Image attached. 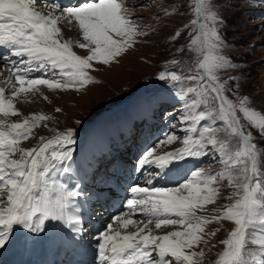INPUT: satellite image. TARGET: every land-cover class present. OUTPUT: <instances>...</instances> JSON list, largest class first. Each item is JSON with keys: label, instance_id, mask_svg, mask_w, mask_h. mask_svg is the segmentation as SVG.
Here are the masks:
<instances>
[{"label": "snow or ice", "instance_id": "1", "mask_svg": "<svg viewBox=\"0 0 264 264\" xmlns=\"http://www.w3.org/2000/svg\"><path fill=\"white\" fill-rule=\"evenodd\" d=\"M186 10L187 5L173 0L176 15L167 9L165 13L178 20ZM193 11L196 18L190 21L188 43L182 44L181 31L172 35L181 45L176 51L188 54L191 63L171 59L169 63L179 70L161 71L158 76L160 81L192 82L180 94L181 99L194 94L190 103L185 102L188 114L182 119L191 123L184 129L183 147L155 156V149H146L139 166L155 165L166 175L179 171L180 162L211 154L222 167L192 170L173 187H158L152 178L146 180L148 186H132L128 211L114 216L95 237L96 264H202L204 252L194 249L204 242L205 226L222 221L234 227L220 241L224 247L216 264H264V114L256 110V98L242 92L230 74L237 65L227 55L221 34L220 0H195ZM62 22L77 28L82 41L63 39ZM148 35L130 15L126 0H78L72 6L59 0H0V61L10 72L0 86V249L27 243L28 237L19 240L17 231L45 233L46 222H60L69 229L73 236L66 244L79 239L81 231L77 201L83 189L73 167L76 129L40 136L36 146L22 147L50 117L32 114L11 122L10 117L20 115L14 101L38 92L40 86L67 91L96 83L90 69L119 63L138 37ZM73 47L87 49V55H78ZM259 103L264 104V96ZM177 139L168 134L157 146ZM222 188L231 192L223 196ZM225 199L230 203H221L214 214H198ZM130 225L134 231H127ZM151 226L179 227L160 235Z\"/></svg>", "mask_w": 264, "mask_h": 264}, {"label": "rangeland", "instance_id": "2", "mask_svg": "<svg viewBox=\"0 0 264 264\" xmlns=\"http://www.w3.org/2000/svg\"><path fill=\"white\" fill-rule=\"evenodd\" d=\"M59 3L64 6L77 4L76 1L68 2V0H59ZM126 3L130 7V15L136 18V23L140 24L143 30L149 31L147 37H138V43L128 51L126 56L121 58L119 63L114 62L109 66H104L99 71L95 68L90 69L89 75L97 81L96 83H90L80 90L69 89L67 91L49 90L46 86H41L38 92L28 95L32 97L31 99L25 97L20 100V103L25 102L18 104L20 115L10 118L13 122H19L32 114L43 113L50 117L48 121H42L40 127L33 130L32 137L29 140L22 143L21 146L25 148L36 146L39 143L40 136L52 137L56 131L62 132L69 128H75L78 135L74 155L83 148L87 149L85 145L87 135L91 131L99 129L105 136H109V143H107L109 150L98 156L99 161L95 165L97 170L100 171L99 166L101 163L106 162L103 159H106L104 154L111 155V158H113V167L110 169H115L118 157L117 162L123 160L124 165L128 166L129 174L126 178L128 185L125 183L124 189L119 193L115 191L117 195L115 200L113 195L109 197L113 192L112 190L107 197L102 195L103 190H107V178L101 181L98 180V182H102L105 189L97 190L95 186L97 183L96 177L102 173L103 167L98 175H96V171L93 172L95 167L89 173L86 166L81 165L77 169L78 176H81L80 186L83 189V195L80 198L81 200L85 199L84 202L88 208L85 209L88 212L86 218L81 219L79 223V225H82L79 243L75 241L72 248H70L71 257L74 256L79 261H81L82 256L90 260L91 254L83 252V255L80 250H76V247L81 246L84 240H95V237L112 222L114 216L128 211L124 204L126 200L121 204V199L123 197L128 199L126 190H129L132 186H148L146 183L147 178L153 177L154 184L160 185V187H173L169 183L176 185L192 170L202 168L206 171H218L222 167L209 154L208 156L189 158L186 162H180L184 163L183 168L182 165H179L180 170L174 171V176L170 179H165L164 170L156 169L155 165H145L144 168H139L140 166L137 165L138 167L134 168L143 158L146 149H155V156L183 147L182 140L186 134L184 129L191 123L190 121L184 122L182 119L183 116L188 114L185 102L190 103V99L194 98V94H189L183 99H181L180 94L182 89L186 91L187 87L192 86V82L160 81L158 76L161 71L179 70V66L169 63L171 59L175 58L191 63L188 54L176 51L181 45L175 44L172 35L174 30H179L185 34L182 44L188 43L190 37L187 33L192 32L190 21L196 17L193 11L195 0H175V4L187 5L186 14L178 20L169 19L165 13V9H167L169 13L176 15L173 12V0H126ZM219 16L224 22L221 34L227 42V55L237 65V70H231L230 74L234 75L236 82L242 85V92L251 93L256 98V110L264 114V104L259 103V98L264 96V0H220ZM186 23L189 24L188 28L184 27ZM64 24L62 22L60 25L63 39L82 41L77 28ZM153 29L155 31H152ZM73 51L81 56L87 55V49L73 47ZM0 66L3 68L0 75L3 73L8 75L7 67L4 64H0ZM184 74L191 75L193 73L185 72ZM126 100H128L126 107L112 112L113 107L122 106ZM57 108L61 111L57 112ZM238 115H241L242 118V114ZM150 118L149 123L152 124V128L147 126L148 122L146 124V120ZM77 120L83 122V124L77 125ZM89 122H91L90 128L87 131H82L85 124ZM242 123L247 125L243 118ZM45 124L48 125L47 128L44 127ZM124 124H128L127 132L124 130ZM51 128L56 130L50 133L52 136L48 134V130ZM197 128L199 129L200 125ZM116 132L119 136L114 139ZM253 132L256 135V130H253ZM122 134L125 135V138L122 137ZM168 134H175L178 139L171 144H159L157 146L159 141L164 140ZM219 135L223 136L224 134L221 132ZM127 141H133L132 145L138 146L136 153H132L135 149H131L130 145L126 143ZM27 142L29 144L25 145ZM125 148L128 151L124 154L121 153V149ZM98 164L100 165L98 166ZM158 172L159 175H157ZM114 175H120V173L118 174V166ZM103 176L104 173L100 177L103 178ZM90 177H93V180ZM74 182V180L69 181L70 184ZM83 183L86 186H82ZM221 192L223 196H226L231 192V189L222 188ZM92 194L93 198H91ZM94 198L98 199L91 202ZM113 200L117 201L116 203L119 202L116 210L111 209L113 204L110 203ZM221 203L228 204L230 201L220 200L215 205L206 206L205 211L198 214L212 215L214 214L213 209L219 208ZM137 219L146 220V217L137 216ZM93 222L96 223L97 229L94 228ZM151 227L154 233L162 235L168 231L177 230L179 226H162L159 230L155 229L154 226ZM233 227L234 225L230 221L205 226L204 242L194 249L195 251L204 252L202 264L216 263L222 250L221 247H224L220 241L227 238ZM218 228L220 231L215 236H211L210 233L215 232ZM127 231L133 230L129 227ZM211 242H214V244L209 245ZM94 243L96 244V240ZM75 244L76 246H74ZM70 251L68 250L60 255L61 262L63 257H66L65 255H68ZM92 261V264H96V257Z\"/></svg>", "mask_w": 264, "mask_h": 264}, {"label": "bare ground", "instance_id": "3", "mask_svg": "<svg viewBox=\"0 0 264 264\" xmlns=\"http://www.w3.org/2000/svg\"><path fill=\"white\" fill-rule=\"evenodd\" d=\"M69 1L70 2L76 1L78 3V0H68V2ZM0 51H2V50H0ZM13 59H15V58H13ZM0 64H3V61H0ZM1 66H3V65H1ZM1 66H0V68H1ZM9 75H10V72L8 73V75H6V73L5 74L3 73V74L0 75V86H4V81L7 79V77ZM36 75H38V73ZM6 95H10V92L6 91ZM28 95H30V93H28L26 95L22 94L19 98H17L14 101V103L16 104V107H17L18 110H19L18 104L25 103V102H21L20 103V100L22 98H25V97H29V99L32 98L31 96H28ZM96 96H98V95H96ZM94 98H96V97H94ZM10 118H9V120H10ZM150 121H151V118L149 120H146V124H147V122L149 123ZM11 122H13V121H11ZM123 126H124L125 132H127L128 131V129H127L128 124H124ZM147 126H150L152 128V124L151 123H149ZM130 127H131V125H130ZM51 129H52L51 131L48 130V134L50 136H52L50 134L51 132L56 131V130H54L55 128H51ZM199 130L202 131L201 126H200ZM116 136H119V134H117V132H116V134H115V136L113 138L116 139ZM122 137L125 138V135L122 134ZM108 140H109V136H105L103 134V132H101L99 129L91 131L87 135V139H86V143H85L87 149L83 148V149L79 150L76 155H74L75 156V162L73 164V167L76 170V173H77V169H79L81 165L87 167V172L88 173L91 170H93V168L95 167V165L99 161L98 156L102 152L106 153L109 150V148H107V143H109ZM126 143L128 145H130L131 149L132 148L135 149V151H132V153H136V148H138V146L136 145L137 147H135V144L132 145L133 141H127ZM28 144L29 143L27 142L25 145H28ZM123 150L124 149H121V151H123ZM104 156H106L107 160L105 158H103L104 161H106V162L103 163V164L101 163V165L98 164V166L100 165L99 166L100 167L99 168L100 171L97 170V167H95L94 171H93V172L96 171V175H98V173L101 172V169L103 167L102 173H104V176H103V178L100 177L102 175V173H100L96 177L97 183L95 184V186H96L97 190L105 189L102 186V182H98V180L101 181L102 179H106L107 178V180H108V182H106V184H107L106 189L107 190H105V191L103 190L102 195L104 197H107L108 193L112 190L113 192L110 194L109 197H111L113 195L115 197L114 198V200H115L116 197H117V195L115 194V191L119 193V191H122L124 189L125 183L127 182L126 178H127V175L129 174V170L127 169L128 166L124 165L123 160L120 161V162H117L119 160V157H118V159L116 160V164L118 166V174L120 173V175L119 176L114 175L115 171L117 170V166H115V169H113V170L110 169V168L113 167V158H111V155H108V154L107 155L104 154ZM111 161H112V163H111ZM89 164H90V166H89ZM137 165H139V164H136L134 166V168L138 167ZM180 165H182V168H183L184 163H180ZM164 171H166V170H164ZM174 171H176V170L168 172L166 174L165 179L166 178L170 179V177L172 178L174 176L173 175ZM108 175H109V177H108ZM91 176H92V174H91ZM77 177H78L77 180H81L80 179L81 176L79 177L78 173H77L76 178ZM82 178H83V175H82ZM151 178H153V177H151ZM91 179L93 180V177ZM120 184H123V185L121 186ZM169 184L171 186H175L172 183H169ZM82 186H86V184L83 183ZM156 186L160 187V185H156ZM126 194L128 195V198L130 197V195H132L131 192H130V189L126 190ZM91 196H92L91 198H93V194ZM108 198H107V200H109ZM97 199L98 198H94V199H92L91 202L96 201ZM84 200H81V198H78V201H77L79 203V205H80V209L82 210V211L80 210L81 211V215H80V212L78 213L81 216V219L86 218V215L88 213L85 210L87 208L86 207L87 204L84 202ZM114 200L110 203V204H113L112 208H111L112 210H116L117 204L119 203V202L116 203L117 201H114ZM124 200H127L126 197H123L121 199V204L123 203ZM101 201H103V200H101ZM86 202H88V201H86ZM124 204L126 205V201H125ZM93 223H94V228L97 229L96 228L97 227L96 223L95 222H93ZM81 227H82V225H78V228L81 229ZM129 227L133 231L135 230V228H133L131 225ZM81 232H82V230L78 234L79 237L81 236ZM16 235H17V238L19 240H21V241H23V239L25 237H28L27 243H23V242L14 243L10 247H5L4 249H0V264H62V263H67V264H92L93 263L92 259H94L96 257V249L94 247L95 240H92V241L84 240L81 243V246L76 247V250H80L81 254H83V255H84L83 252H85V253L89 252L91 254L90 255V257H91L90 260H88L87 257H86L87 258L86 259L84 256L81 257V259H80L81 261L75 259L74 256L72 258L71 257L72 256V252L70 251L71 250L70 248H72V246L75 243V241L79 243L80 238L74 240L71 244H66L65 241L68 238L72 237L73 234L69 231V229L66 226H64L60 222H46V232L45 233H40L39 235L34 234V233H28L27 230L17 231ZM76 244L74 246H76ZM67 249L70 251V253L68 255H65L66 257H63L62 262H61L60 255L63 254V253H66L68 251ZM64 250H65V252H64ZM69 256H70L71 260H70V258L68 259ZM73 259H74V261H73Z\"/></svg>", "mask_w": 264, "mask_h": 264}, {"label": "trees", "instance_id": "4", "mask_svg": "<svg viewBox=\"0 0 264 264\" xmlns=\"http://www.w3.org/2000/svg\"><path fill=\"white\" fill-rule=\"evenodd\" d=\"M116 107H118V106H115V107H113V108H116ZM86 125V124H85ZM205 236H207V235H205ZM212 244H214L213 242L212 243H210L209 245H212ZM206 250V249H205Z\"/></svg>", "mask_w": 264, "mask_h": 264}]
</instances>
